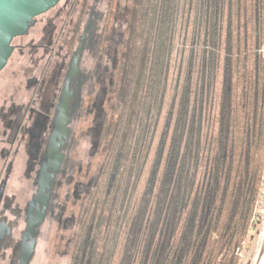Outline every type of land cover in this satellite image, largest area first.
Segmentation results:
<instances>
[{"label":"trees","instance_id":"16d2710c","mask_svg":"<svg viewBox=\"0 0 264 264\" xmlns=\"http://www.w3.org/2000/svg\"><path fill=\"white\" fill-rule=\"evenodd\" d=\"M120 8L127 56L117 106L127 150L140 143L142 157L127 158L116 250L126 264H240L264 189V0Z\"/></svg>","mask_w":264,"mask_h":264},{"label":"flooded vegetation","instance_id":"af4514ba","mask_svg":"<svg viewBox=\"0 0 264 264\" xmlns=\"http://www.w3.org/2000/svg\"><path fill=\"white\" fill-rule=\"evenodd\" d=\"M125 1L60 0L11 43L0 72V264H126L116 243L127 158L142 153L127 150L117 106Z\"/></svg>","mask_w":264,"mask_h":264},{"label":"water","instance_id":"95a60500","mask_svg":"<svg viewBox=\"0 0 264 264\" xmlns=\"http://www.w3.org/2000/svg\"><path fill=\"white\" fill-rule=\"evenodd\" d=\"M60 0H0V72L12 55L14 38L28 33L35 19ZM259 264H264V255Z\"/></svg>","mask_w":264,"mask_h":264},{"label":"rangeland","instance_id":"374dc122","mask_svg":"<svg viewBox=\"0 0 264 264\" xmlns=\"http://www.w3.org/2000/svg\"><path fill=\"white\" fill-rule=\"evenodd\" d=\"M255 224L245 248L240 252V264H259L264 255V189L263 199L255 210Z\"/></svg>","mask_w":264,"mask_h":264},{"label":"built area","instance_id":"2783aa9c","mask_svg":"<svg viewBox=\"0 0 264 264\" xmlns=\"http://www.w3.org/2000/svg\"><path fill=\"white\" fill-rule=\"evenodd\" d=\"M256 218V217H255Z\"/></svg>","mask_w":264,"mask_h":264}]
</instances>
